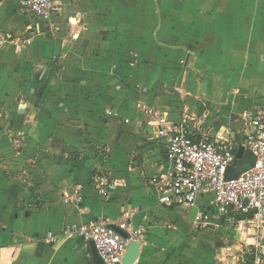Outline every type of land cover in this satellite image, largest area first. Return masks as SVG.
<instances>
[{"label": "crops", "instance_id": "obj_1", "mask_svg": "<svg viewBox=\"0 0 264 264\" xmlns=\"http://www.w3.org/2000/svg\"><path fill=\"white\" fill-rule=\"evenodd\" d=\"M53 2L40 19L0 0V264H94L74 230L125 209L141 235L135 264H248L256 240L243 219L223 222L203 198L160 207L149 182L164 169L155 117L191 113L210 136L242 145L246 114L264 112V58L218 64L195 1ZM74 188L79 206L63 202ZM257 239L263 258L252 264H264Z\"/></svg>", "mask_w": 264, "mask_h": 264}, {"label": "built area", "instance_id": "obj_2", "mask_svg": "<svg viewBox=\"0 0 264 264\" xmlns=\"http://www.w3.org/2000/svg\"><path fill=\"white\" fill-rule=\"evenodd\" d=\"M20 8L30 15L49 19L54 12L53 0H18ZM156 137L164 149V169L150 178L156 204L163 208H191L203 198L218 218L233 224L240 217L241 228L252 233L264 230V112L246 114L242 147L255 157L252 168L237 179L226 180L225 172L236 159V149L222 137L205 132L194 117L167 123L163 117L155 122ZM93 184L106 197V178L93 176ZM63 202L79 206L83 195L78 188L64 194ZM133 210L125 209L114 221L98 219L74 230L83 243L92 242L104 264H121L131 241L139 242L141 235L131 225ZM111 226L127 234L124 238ZM69 228L64 232L69 234ZM47 240L53 235L48 234Z\"/></svg>", "mask_w": 264, "mask_h": 264}, {"label": "rangeland", "instance_id": "obj_3", "mask_svg": "<svg viewBox=\"0 0 264 264\" xmlns=\"http://www.w3.org/2000/svg\"><path fill=\"white\" fill-rule=\"evenodd\" d=\"M197 2L202 11L194 12L192 17L201 22L211 20L212 25L207 32V39H204L202 46L208 50L212 49V53L217 58L218 64L222 61V57L230 62H239L241 58L246 59V64L255 60V58H264V0H191ZM55 12V10H54ZM53 12V13H54ZM185 13V12H184ZM191 12H188L190 14ZM28 17V14H25ZM52 16L49 17L51 19ZM214 24L217 26L214 27ZM215 48V50L213 49ZM244 50L246 54L242 55ZM222 55V57H220ZM240 59V60H239ZM217 64V63H216ZM184 116H192L198 124H201L197 117L193 114L185 113L178 120L171 121L167 117H163L167 123L180 121ZM155 120V121H154ZM154 123L158 120L154 118ZM155 127V124H154ZM203 129V126H201ZM91 149L100 156L105 158L106 153L103 148ZM97 170V171H96ZM10 173V172H9ZM7 177V171L2 173ZM95 174H101L105 178L107 172L101 168L95 169ZM1 175V174H0ZM17 177V176H15ZM8 193V188L1 189V193ZM230 227V226H229ZM243 230H245L243 228ZM263 232L252 233L256 244L248 247V255L254 257V260H262L263 254L258 250L257 238L262 237ZM250 248V249H249ZM258 261V262H259Z\"/></svg>", "mask_w": 264, "mask_h": 264}, {"label": "water", "instance_id": "obj_4", "mask_svg": "<svg viewBox=\"0 0 264 264\" xmlns=\"http://www.w3.org/2000/svg\"><path fill=\"white\" fill-rule=\"evenodd\" d=\"M254 164L255 157L253 156V154L248 149L239 146L236 149V159L234 164L229 167L225 172V179H237L242 173L252 168ZM111 228L122 237L128 238L127 234L119 230L117 227L111 226ZM88 244L93 263L104 264L103 261L100 259L94 244L92 242H89ZM140 245V242L131 241L126 249L124 256L122 257L121 264H135L138 260Z\"/></svg>", "mask_w": 264, "mask_h": 264}, {"label": "trees", "instance_id": "obj_5", "mask_svg": "<svg viewBox=\"0 0 264 264\" xmlns=\"http://www.w3.org/2000/svg\"><path fill=\"white\" fill-rule=\"evenodd\" d=\"M237 219H240V217H238ZM247 260H248V264H252V262H254V257H250V256H246Z\"/></svg>", "mask_w": 264, "mask_h": 264}]
</instances>
